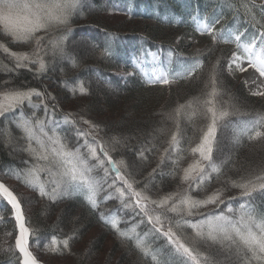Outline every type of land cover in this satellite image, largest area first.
<instances>
[{"label": "trees", "instance_id": "trees-1", "mask_svg": "<svg viewBox=\"0 0 264 264\" xmlns=\"http://www.w3.org/2000/svg\"><path fill=\"white\" fill-rule=\"evenodd\" d=\"M233 2L238 4L239 0H79L69 20L71 31L64 40L66 56H53L50 50L47 54L42 51L45 67L41 70L38 63L27 61L23 62L25 66L16 67L15 59L0 49V90L35 89L42 93L41 97H32V103L39 107H30L25 102L23 112L26 117L35 113L37 117L51 123L49 127H55L70 147L77 146L78 139L80 144L84 143L83 137H77V129L89 131L87 139L91 142L95 136L102 142L121 174L133 183L134 190L159 200L184 187L180 182L181 169L187 167L192 159L187 149L190 143L191 146L198 143L199 129L206 123L200 118L194 121V125L182 120L184 139L181 148L184 149V159L179 165H173L164 149L168 147L167 141L175 126L162 113L172 112L178 103L200 95L209 68L217 58H220L219 79L224 91L223 99H230L242 112L253 115L264 113V101L248 95L244 82L239 77H231L227 71L226 61L234 45H214L207 34L200 35L195 27V20L200 16L205 22L214 24L217 31L221 28L239 30L245 33L242 40L251 38L256 28L248 23L250 18L245 16L242 9L237 12L229 7ZM252 3L253 13L264 22V0H252ZM120 14L123 15L122 19H110L112 16L118 18ZM216 20L219 23H215ZM62 34L56 33L57 36ZM190 38L199 41L198 49H183ZM0 44L6 45L11 52L30 56L35 48L34 42L16 43L3 35H0ZM106 47L111 49L112 55L103 57L101 51ZM142 49L161 53L169 73L181 70L197 54L204 61V68L202 73L197 74L199 79L193 77L190 81L180 80L167 86L147 85L135 68L131 75L122 73L130 68L128 61L136 53L143 52ZM72 61H75V66ZM81 85L87 94L80 93ZM110 112L115 116L108 115ZM18 113L19 110L0 117V181L20 199L26 218L36 230L30 238V248L38 260L44 264H150L135 248L133 241L121 238L101 218L102 214L104 218L114 216L120 221L121 230L128 231L136 226L135 231L141 236L151 229L146 218L144 223L140 222L142 214L136 215L138 208L135 211L131 207L125 208L115 188L108 187L115 179L113 171L105 178L108 183L103 184L97 209H92L78 193L58 197L55 201L41 197L38 191L13 177L15 170L28 167L24 161L29 160L23 150L25 141L16 127ZM65 117H69L68 122H65ZM250 118L229 117L232 121ZM85 120L90 124L83 123ZM91 125L96 128L91 129ZM160 128L164 129L163 134L158 131ZM232 136L230 127L218 129L220 151L214 152V158L231 159L219 179H213L207 188L192 195L204 198L220 188L224 190V199L234 207L244 199H250L257 212H264V194L257 192L251 198H243L239 196V189L225 183L229 179L247 178L253 168L264 162V142L254 144L245 139L242 144L236 145ZM141 151L145 159L140 158ZM97 155L105 159V165L108 166L107 158L99 151V146ZM162 155L165 157L163 163ZM120 161H124L128 169L120 167ZM94 175L104 177V172L97 170ZM41 179H47L46 175L41 173ZM115 187L124 186L115 179ZM125 192L124 199L131 200L134 205L131 193L126 188ZM109 193L111 199L104 201ZM229 197L237 199L229 201ZM5 205V202L0 205V216H3V221H0V249L14 245V236L18 233L11 209ZM168 215L174 219V214ZM92 230H95V236L90 234ZM6 232L13 235L6 237ZM190 235L191 230H185V236ZM53 237L58 241L71 237L69 250L56 253L46 250V245H51ZM157 237L155 233H149L147 237L153 248L165 245L164 238ZM5 240L7 244H4ZM59 247L62 249V245ZM202 250L222 258L215 248ZM0 264H14L11 253L0 250Z\"/></svg>", "mask_w": 264, "mask_h": 264}, {"label": "snow or ice", "instance_id": "snow-or-ice-1", "mask_svg": "<svg viewBox=\"0 0 264 264\" xmlns=\"http://www.w3.org/2000/svg\"><path fill=\"white\" fill-rule=\"evenodd\" d=\"M78 4L79 0H0V35L16 43H35L31 56L27 53L11 52L4 44H0V49L15 59L16 67L25 66L23 62L27 61L38 63L40 69H44L42 51L47 54L50 50L53 56H66L64 40L71 31L68 27L69 20ZM229 7L237 12L242 9L245 16L250 18L248 23L256 28L251 38L242 40L245 33L239 30L221 28L217 31L215 25L210 23L199 24L197 31L202 35L207 34L214 45L218 43L234 45V50L226 61L229 74L247 72L251 69L259 77H264V22L257 19L253 13L252 0H239L238 4L230 3ZM215 23H219V20ZM57 32L63 34L57 36ZM110 55H112L110 48L106 47L101 51L103 57ZM171 55L170 52L169 59ZM69 59L71 60V57ZM72 63L75 66V61ZM142 64V61H137L135 68L142 72L149 85L167 86L180 80L190 81L193 77L199 79L197 74L202 73L204 68V61L199 58V54L191 58L181 70L172 73L164 70L149 72ZM219 69L220 58H217L209 68L201 94L189 98L184 103H178L172 112L162 113L175 126L167 141L168 147L164 149L173 165H179L184 159V149L181 148V141L184 139L182 120L193 125L197 118L206 122L199 129L198 143L195 146H191L190 143L187 149L192 159L187 167L181 169L180 182L184 186L182 190L166 194L159 200L152 199L141 191L134 190L133 183L121 174L102 142L95 136L91 142L87 139L89 131L77 129V137H83L84 143L80 144L78 139L77 146L70 147L65 138L56 132L55 127H49L48 121L37 117L35 113L26 117L23 112L25 102L30 107H39L32 103L33 96H42V93L35 89L0 90V117L17 113L19 110L16 127L25 141L23 150L29 157V160L24 161L28 167L15 170L12 173L13 177L30 189L38 191L41 197L55 201L58 197L78 193L92 209H97L101 202L98 201V196L103 184L108 183L105 178L110 171H114L115 179L122 181L124 187H115V179L108 187L115 188L125 208L131 207L134 211L138 208L136 215L142 214L140 222L144 223L146 218L151 229L141 236L136 233V226L128 231L121 230L120 221L114 216L104 218L102 214L101 218L105 219V223L110 224L121 238L133 241L135 248L149 260L150 264H264V212H257L250 199H244L234 207L224 199V190L220 188L204 198L192 195L193 192L207 188L213 179H219L225 165L231 159L214 158V152L220 151L218 129L230 127L233 133L232 140L236 145L242 144L245 139L248 143L254 144L264 142V113L257 112L253 115L242 112L230 102V99H223L224 91L220 87ZM252 82L255 83V80ZM79 91L82 95L87 94L83 85L79 87ZM251 94L264 96V90H254ZM45 113L47 114V106ZM232 116L251 118L232 121L229 119ZM68 121L69 117H65V122ZM83 123L90 124L87 120ZM90 127L96 128L95 125ZM158 131L164 133L163 128ZM113 139L119 142L116 138ZM97 146L107 158L108 166L105 165V159L97 155ZM139 155L141 159L146 158L143 151ZM164 158L162 155L161 163L164 162ZM119 163L123 164V161ZM97 170H102L104 177L94 175ZM41 173L45 174L47 179L42 180ZM225 183L239 189V196L243 198H251L257 192L264 194V162L253 168L247 178L229 179ZM125 188L135 200L134 205L131 200L124 199ZM107 199H111L110 193L104 197V201ZM233 199L237 198H228L229 201ZM5 201V206L11 207L18 234L14 236V245L0 250L11 253L14 264H40L30 248V238L35 235L36 230L26 218L20 199L9 187L0 182V205ZM221 205L224 207H220ZM169 213L174 214V219L169 217ZM0 221H3V216H0ZM188 229L191 230L190 237L185 236V230ZM149 233L158 234L157 238L163 237L165 245L153 248L147 239ZM12 235L11 232L5 233L6 237ZM70 239L71 237H68L58 241L53 237L51 245H46V250L54 253L69 250ZM4 244H7V240ZM59 245H62V249ZM202 248H215L222 258L203 251Z\"/></svg>", "mask_w": 264, "mask_h": 264}, {"label": "rangeland", "instance_id": "rangeland-1", "mask_svg": "<svg viewBox=\"0 0 264 264\" xmlns=\"http://www.w3.org/2000/svg\"><path fill=\"white\" fill-rule=\"evenodd\" d=\"M123 18V15L120 14L118 16V18L116 16H112V18H110L111 20H119V19H122ZM202 23H207V22H204L200 16H198L196 18V21H195V25L196 27H198L199 24H202ZM146 32V30H145ZM200 33V32H198ZM145 33H143L142 35H144ZM198 44L197 42L193 39L192 41V45H191V48H194V47H197ZM184 50H190L188 49V47H183ZM146 49H142L141 51L143 52H140V53H136L135 56H133V58H131L129 61H128V66L130 67V69H133L135 68V64L137 61H142L143 64V68L149 72H152V71H156V72H159L161 70H164V71H167V69L165 68V65L162 61V55L161 53H155V52H148V51H144ZM154 54V55H153ZM155 57V58H154ZM62 61V60H61ZM138 70V69H137ZM139 73L141 74L142 78H143V81H145V83L147 84L146 82V78L145 76L142 74V72L140 70H138ZM124 75H127L128 73H131L129 68H126L123 72H122ZM229 73V72H228ZM231 77L235 78V77H240L242 78V80L247 83L248 85L251 86L250 84V78L253 77V76H256L257 79L259 81H261V83L264 84V77H259L257 73L254 72V70H251L249 69L247 72H236L235 74H229ZM149 85V84H147ZM159 85V84H158ZM159 86H164V85H159ZM247 86V85H246ZM248 87V86H247ZM253 90H247V94L250 95V96H253V97H256L258 99H263L264 100V96H254L251 94V91H254V90H258V88H254L252 87ZM247 89V88H246ZM261 90V89H259ZM145 91H148V90H145ZM108 115H114L112 112H110ZM106 115V116H108ZM115 116V115H114ZM50 126L52 125L51 123L49 124ZM225 147H227V144L225 145ZM226 155V152L224 153V156ZM120 167H122L123 169H128L127 168V165L126 163L123 161V164L119 163ZM110 167V166H109ZM114 172V171H113ZM115 173V172H114ZM116 177V173H115V176ZM119 180V179H118ZM119 184L122 185V181L119 180ZM118 195V193H116ZM119 201H121V199L119 198ZM126 210V209H124ZM90 234H94L95 236V230H92Z\"/></svg>", "mask_w": 264, "mask_h": 264}, {"label": "bare ground", "instance_id": "bare-ground-1", "mask_svg": "<svg viewBox=\"0 0 264 264\" xmlns=\"http://www.w3.org/2000/svg\"><path fill=\"white\" fill-rule=\"evenodd\" d=\"M253 80H255V83L252 82ZM250 84H251V87H254L256 89L258 88V89L264 90V84L261 83V81H259L256 76H253V77L250 78Z\"/></svg>", "mask_w": 264, "mask_h": 264}, {"label": "water", "instance_id": "water-1", "mask_svg": "<svg viewBox=\"0 0 264 264\" xmlns=\"http://www.w3.org/2000/svg\"><path fill=\"white\" fill-rule=\"evenodd\" d=\"M0 182H1V181H0ZM9 207H10V206H9ZM10 208H11V207H10ZM13 219H14V216H13ZM14 220H15V219H14ZM40 264H43V263L40 262Z\"/></svg>", "mask_w": 264, "mask_h": 264}]
</instances>
